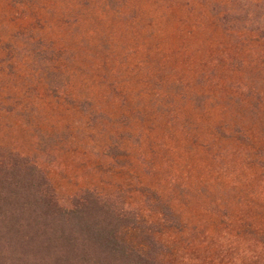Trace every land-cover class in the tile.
<instances>
[{
    "label": "rangeland",
    "instance_id": "rangeland-1",
    "mask_svg": "<svg viewBox=\"0 0 264 264\" xmlns=\"http://www.w3.org/2000/svg\"><path fill=\"white\" fill-rule=\"evenodd\" d=\"M261 138L264 0H0V148L65 207L82 190L124 199L134 250L154 236L166 264H222L206 261L205 190L260 173Z\"/></svg>",
    "mask_w": 264,
    "mask_h": 264
},
{
    "label": "trees",
    "instance_id": "trees-1",
    "mask_svg": "<svg viewBox=\"0 0 264 264\" xmlns=\"http://www.w3.org/2000/svg\"><path fill=\"white\" fill-rule=\"evenodd\" d=\"M38 46L42 57L43 45ZM251 148L247 164L260 166V173L245 178L249 182L227 173L226 185L211 181L205 190V212L215 224L207 231L218 235L217 241L210 238L206 261L264 264V138L258 146L253 140ZM69 201V207L59 202L52 181L29 157L0 148V264H166V248L156 237L146 236V254L123 240V231L140 221L124 199L82 190ZM163 214L169 225L179 227L167 205Z\"/></svg>",
    "mask_w": 264,
    "mask_h": 264
}]
</instances>
